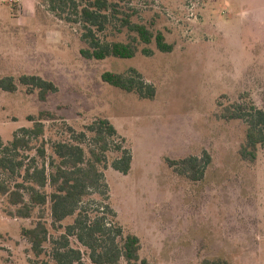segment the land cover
<instances>
[{"label":"rangeland","instance_id":"1","mask_svg":"<svg viewBox=\"0 0 264 264\" xmlns=\"http://www.w3.org/2000/svg\"><path fill=\"white\" fill-rule=\"evenodd\" d=\"M121 3L134 22L163 32L174 50L161 52L154 42L151 56L140 51L133 58L87 59L81 54L87 46L82 27L68 20L70 8L52 0H0V79L13 76L18 83L15 92L0 88L2 142L10 144L20 128L33 127L29 116L50 111L55 118L43 121L45 135L32 138L33 149L19 153L38 157L45 139L51 155L53 142L70 139L68 127L80 132L107 118L133 153L128 174L111 166L119 153H109L108 203L124 232L140 238L142 259L149 264H201L205 259L264 264V146L255 162L243 160L239 152L247 125L220 117L221 105L234 102L252 101L264 109V0ZM107 32L109 40L128 41L127 30L118 33L111 27ZM131 68L156 87L154 99L102 79L106 71ZM22 75L41 76L58 91L42 101L38 91L28 93L19 82ZM204 151L212 161L200 181L177 174L167 163ZM2 177L12 184L21 181L18 173ZM90 198L105 202L97 193ZM13 210L0 196V264H56L49 255L51 241L38 259L22 234L41 211L51 239L63 232L51 227L50 203L32 218L13 217ZM72 243L87 264H94L81 243L75 238Z\"/></svg>","mask_w":264,"mask_h":264},{"label":"trees","instance_id":"2","mask_svg":"<svg viewBox=\"0 0 264 264\" xmlns=\"http://www.w3.org/2000/svg\"><path fill=\"white\" fill-rule=\"evenodd\" d=\"M121 1L124 0H52L63 9L70 8L68 20L82 27V40L87 46L81 49V54L87 59L133 58L140 51L151 56L154 50L150 45L154 42L161 52L174 50V45L167 41L163 32L155 33L146 24L134 22L133 13L124 11ZM111 27L118 33L127 30L128 41L107 39V31ZM141 45H144L142 49ZM102 79L143 99H154L156 96V87L135 68L124 73L106 71ZM19 82L27 87L28 93L38 91L42 101H46L50 93L58 91L54 82L38 75H22ZM0 88L15 92L18 83L15 77L6 76L0 79ZM221 107V118L241 120L247 125L246 141L239 153L243 160L255 162L259 148L264 146V109L258 108L252 101ZM54 118L50 111H41L38 116H29L34 126L20 128L10 144H4L0 138V196L7 197L15 207L9 215L32 218L36 209H44L50 203L51 227L63 231L51 239L50 228L41 211L32 226L22 230L34 255L40 259L47 252L46 244L51 241L49 255L56 264H87L81 248L72 243V238H75L86 248L94 264H122L123 261L127 264H149L147 259L141 258L140 238L124 232L108 203L105 169L109 167V153H119L111 166L123 174L130 172L133 163L131 148L126 147V140L120 137L109 119H97L80 132L68 127L70 139L53 142L51 155L47 154L48 142L45 139L37 148L38 157L28 158L19 153L20 149L32 150V138L39 140L45 135L43 121ZM117 138L121 139L119 143ZM211 161L207 151L202 156L167 159L168 165L177 174L195 182L205 177ZM17 173L21 181L14 184L2 177L3 174L13 176ZM96 193L105 202H93L90 197ZM73 216H76L73 223L63 225L64 220ZM41 263L49 264L46 260ZM201 264L229 263L220 259H205Z\"/></svg>","mask_w":264,"mask_h":264},{"label":"built area","instance_id":"3","mask_svg":"<svg viewBox=\"0 0 264 264\" xmlns=\"http://www.w3.org/2000/svg\"><path fill=\"white\" fill-rule=\"evenodd\" d=\"M12 1H15L17 3H21L22 0H12Z\"/></svg>","mask_w":264,"mask_h":264}]
</instances>
